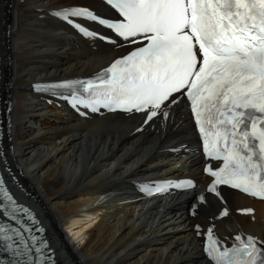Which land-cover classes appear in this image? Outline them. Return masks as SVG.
<instances>
[{
	"label": "bare ground",
	"instance_id": "bare-ground-1",
	"mask_svg": "<svg viewBox=\"0 0 264 264\" xmlns=\"http://www.w3.org/2000/svg\"><path fill=\"white\" fill-rule=\"evenodd\" d=\"M72 5L106 8L101 0H10L4 22L11 32L4 49L14 107L12 164L41 201L26 197L52 231L64 264H212L200 237L209 227L224 241L236 235L264 241V201L229 189L221 197L208 194L199 142L181 101L164 110L167 118L159 113L145 122L146 113L81 118L30 92L37 80L97 72L127 49L124 40L79 36L54 18ZM158 175L202 178L195 191L125 202L134 181ZM250 207L254 213H240ZM227 208V217L214 219Z\"/></svg>",
	"mask_w": 264,
	"mask_h": 264
},
{
	"label": "snow or ice",
	"instance_id": "snow-or-ice-1",
	"mask_svg": "<svg viewBox=\"0 0 264 264\" xmlns=\"http://www.w3.org/2000/svg\"><path fill=\"white\" fill-rule=\"evenodd\" d=\"M107 2L124 19L99 22L126 42L147 43L115 60L95 81H77L88 96L73 95V105L92 111L101 106L113 111H144L147 122L158 110L167 118L168 112L161 106L174 93L186 90L205 155L223 162L215 169L211 165L204 168L214 178L207 192L220 197L218 186L227 185L264 199V0ZM55 15L69 23L70 16L99 19L85 8H64ZM76 27L85 35H95ZM3 183L0 179V209L18 226L0 220V264H51V257L44 254L47 242L33 235L32 228L16 215L29 210L16 203ZM169 187L190 189L195 184L191 180L168 182L146 190L151 195ZM199 201L205 202L204 194ZM228 214L227 209L220 213ZM234 239L238 245L224 247L210 227L208 257L215 264H264V241L252 235Z\"/></svg>",
	"mask_w": 264,
	"mask_h": 264
},
{
	"label": "rangeland",
	"instance_id": "rangeland-1",
	"mask_svg": "<svg viewBox=\"0 0 264 264\" xmlns=\"http://www.w3.org/2000/svg\"><path fill=\"white\" fill-rule=\"evenodd\" d=\"M10 1V0H9ZM9 1L6 3V7L8 6V4H9ZM7 10V9H6ZM9 15V12L7 13V14H3V17H2V21H1V26H2V28H3V30H5L4 28H6L5 27V20L7 19V21H9L8 19L10 18V16H8ZM11 15V14H10ZM6 18V19H5ZM11 23V22H10ZM10 23L8 24V26H10ZM10 37H11V35H10ZM3 47L5 48V44H3ZM5 50V49H4ZM4 58H5V60H6V53L4 54ZM6 68V67H5ZM31 193V192H30ZM32 194V193H31ZM26 197H29V198H31L32 199V201H33V203L35 204V205H38V206H40V204H38L37 203V201H36V199L34 198V196H29V195H26V194H24ZM34 195V194H33ZM35 200V201H34ZM95 219H93V220H91V222L89 221L87 224H86V226H89L88 224L89 223H92L93 221H94ZM85 221V220H84ZM78 229V228H77ZM68 232H69V230H68ZM69 234H71L70 232H69ZM70 237H71V235H70ZM69 238V237H68Z\"/></svg>",
	"mask_w": 264,
	"mask_h": 264
}]
</instances>
